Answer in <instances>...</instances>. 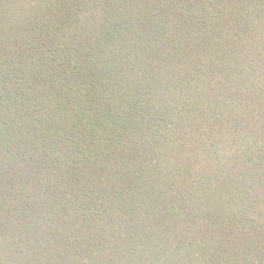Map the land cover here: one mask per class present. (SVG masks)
Listing matches in <instances>:
<instances>
[{
	"label": "trees",
	"instance_id": "16d2710c",
	"mask_svg": "<svg viewBox=\"0 0 264 264\" xmlns=\"http://www.w3.org/2000/svg\"><path fill=\"white\" fill-rule=\"evenodd\" d=\"M0 264H264V0H0Z\"/></svg>",
	"mask_w": 264,
	"mask_h": 264
}]
</instances>
